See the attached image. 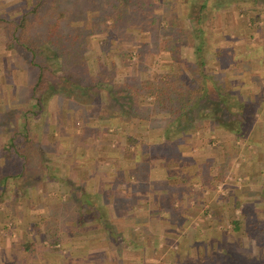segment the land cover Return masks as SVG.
I'll list each match as a JSON object with an SVG mask.
<instances>
[{"label":"rangeland","instance_id":"rangeland-1","mask_svg":"<svg viewBox=\"0 0 264 264\" xmlns=\"http://www.w3.org/2000/svg\"><path fill=\"white\" fill-rule=\"evenodd\" d=\"M22 1L27 0H0V14L6 13L9 16L18 14L22 7ZM102 1L105 2V0ZM190 1H192V4ZM200 1L202 0H129V2L128 0H123L121 3H124V11L134 10L135 18L128 20L127 17L129 13L128 15L125 14L127 15V17H124L126 19L118 21L115 27H110V21L105 19V28L108 29V31H102L103 29H100L91 34L92 38L88 39V51L85 52L89 72L91 74L97 72L102 62L100 71L109 73L112 70L111 73H113V76L109 78L110 86L112 85L110 87L112 88L110 94L114 95L119 103H123L125 99H128L126 102L130 103L131 97L124 86L125 81L127 83H134V81L139 80L147 74L163 72L170 68L177 71L175 63L171 61L170 56H172V54L181 58H191L193 56L190 44L195 42V38H193V35H190V27L187 28L188 30L184 28L185 25L182 19L191 11V5L196 6ZM258 1L254 6L249 4L243 7L241 4L231 2L228 4V7L219 5L218 8L214 9V1L208 0L206 8L213 9L211 19L207 17V13L205 12L198 23V26L205 32L207 41L203 46L201 52V54H203L202 56H213L210 55L211 49L207 53V50L211 47L227 50L220 52V54H222V56H230L226 61L229 67L235 65L233 64L235 62V56H248L246 54V51H248L247 39H251L250 42H252V39L259 35L258 28L256 31L254 23L258 16L257 14L262 12L264 6L258 5ZM77 2L80 3L81 1ZM106 2L107 4L104 3L103 6L107 7V11H110L108 8L109 0ZM62 4L64 5V0H62ZM90 6L94 5L90 4ZM112 10H116V8ZM96 15L99 14L95 11V15H91V17ZM152 15H155V20L151 26H148L147 24H149ZM135 25H137L136 28ZM7 27L6 25L0 24V184L6 182L5 184L8 185V188L12 187V189H9L12 190L13 196H15L14 193L24 196V192L27 190L25 186L28 181L38 182L39 180L41 181L40 176L46 175V177L48 176V180L53 182L54 180H61L63 177V180H66L65 177H69V179L71 177L75 179L81 178L83 182L87 180L86 176L88 174L85 173L87 171V169L85 171V168L87 167H89L90 170H98L99 180L108 181L110 175L107 174L108 171L106 168L110 170L111 166L113 164L117 165L120 159H123L124 163H122V165L125 166L126 159H129L122 156L123 147H125V137L135 134L138 138H141V133L145 134L147 127L140 123L141 120H136V122H134L130 119L129 121L126 120L123 122L122 118H117L115 112L118 113L119 110L125 111L126 107L122 105L119 109L120 106L113 104L107 99V102H103V92L101 90L95 91L94 103L81 104L80 106H73V108L67 105L64 109L60 108L61 98L60 100H56L55 95L41 94L40 91H37L33 93V97L40 98L42 105L41 107L39 105L38 108V106L34 105L33 98L30 97L33 83L32 79L34 76L27 67L26 56H28V52L16 45L10 48L5 47V36L10 32V28ZM100 28H102V26ZM38 34H40V30L37 28V24L34 20L30 21L27 26L26 35L21 40L29 43V38L37 36ZM100 39H106L108 42L106 43V47L108 46L106 52L108 55L106 56H101L100 54ZM132 43L133 45H131ZM249 44V47H251V43ZM118 51L130 52L129 60H127L129 61L128 63L124 60H120V58L116 56ZM111 65L113 68H111ZM235 66H241V64ZM215 67H217V65ZM71 74L73 78L78 76L75 72ZM92 76L95 77V75ZM262 76L263 75L258 77L260 81ZM94 77L91 79L89 78V81L87 79L80 80V84L92 82ZM226 83L227 82L224 81V85H226ZM67 89L70 92H80L71 82L68 84ZM60 93L63 94L62 92ZM106 95L107 94H105V97ZM136 104L141 106L144 104V101L140 103L136 102ZM60 109L61 111H59ZM195 110L198 111L199 108ZM113 114H115V116H113ZM137 115L143 118L148 117L150 125L157 127L162 126L163 120L161 117H167L161 115L149 116L148 110L143 108L137 110ZM109 119H111V121ZM167 120L168 118L165 120V127L161 129L168 127V130L170 126L174 127V125H170L169 122L167 123ZM22 122L25 124L28 142H24L20 145L19 134H14L16 139L13 137V141L18 150L25 153V155L27 154L25 172L21 177L14 176L13 174L7 178V172L12 173L13 169L18 167L20 161L11 155L12 153L10 154L8 150L11 149L8 145L9 136L12 134L11 132L13 130H17L18 133L22 131ZM196 127L198 128V125L194 126L192 129ZM192 129H190L189 132H191ZM173 130H175V127ZM83 134H85L84 139L80 137ZM214 138L216 137H212V133L210 137L206 138V143L208 145L213 144L206 154L211 155L213 158H215L214 154L220 151L218 149L216 152L214 146H222L221 143L215 141ZM208 139L212 141L208 142ZM70 141L75 145L72 146ZM251 143L252 141L246 144L241 139L238 141H227L226 147L229 152V158L221 165L225 169L233 160L231 168L225 174L222 171L224 175L222 174L220 178L218 176L217 180H210L208 182L209 184H206L209 191H214L216 194L215 207L216 205L218 206L216 208L209 206L207 212L211 214V218H213L214 215H216V217L220 215L219 217L222 219L219 222L224 228L222 229L224 234H218L208 241L211 244L210 248L220 241L219 243L225 247L237 250L240 249L243 253L247 254L246 256L253 255L254 258H257L258 252L256 246L258 245L255 241L248 239L246 231L252 229L244 226V219L250 218L252 221L254 220L264 224V203H262L260 197L257 200L259 193L255 185H246L243 181L244 178L240 176V170L243 171V168L247 167V164H249L248 162L252 159L250 152L254 150V146H252L253 143ZM110 144H114V146L110 148ZM174 146L176 147V145ZM174 146L168 148L166 145H163L165 152H167V154L171 153L170 156H172V158H175V156L172 155L175 152ZM235 146L238 147L235 148ZM92 148L96 149L98 153L94 156L92 155L91 164L86 156H82L81 152L83 150H91ZM223 148H225V146H223ZM35 150H37V152H35ZM75 151L80 152L81 155L78 153V157L73 156L72 158V152ZM239 151L242 153H239ZM102 156L104 158H102ZM218 157H221L220 153H218ZM230 157H232L231 160H229ZM141 158L144 160L146 159V161L150 160L147 153H145V156H141ZM74 159H76V164L72 163ZM236 160L240 162V164H238ZM219 161L220 160L217 162ZM105 162L108 163V165ZM79 165H82V167L80 168ZM37 166L40 167V174ZM44 171H46V173H42ZM77 171L78 173H76ZM121 173L115 171L111 175V180L115 184L120 182ZM34 175L36 178H33ZM54 183L53 186H55ZM23 187H25V189H23ZM54 191V187L52 189L40 188V190L36 191L39 194L37 195L38 197L33 196V198L38 200L40 195H44V192L53 196ZM127 191L131 192L129 189ZM141 191L142 193L140 194L144 195L146 190L142 187ZM78 193L79 189L77 188L76 194ZM127 195L128 194H126V197ZM228 196H230V198ZM165 200L166 198L161 197V201L166 202ZM51 201H54V199H51ZM75 204L74 202L71 204L70 201H67L66 205L64 203L65 206L63 205L61 208L57 207L55 211H53L52 216L45 214L43 217L38 216L36 221H33L34 225L38 226L42 231H45L47 227L59 225L60 222H62L63 225L67 222L70 223L66 215H74L76 213L78 205ZM122 206L123 208L125 207V205ZM164 206L166 205L164 204L162 208H164ZM162 208H158L156 213H164ZM181 208V206L174 208L177 214H179V212L181 213ZM96 209L102 208L96 206ZM33 211L34 210H31V212ZM98 212L100 213L99 210ZM138 212L140 213L141 211L139 210ZM63 217L67 219L61 220ZM232 218H237L241 221L240 231L234 232L230 230L231 225L229 220ZM25 226L27 227V223ZM219 227L220 229L222 228L221 226ZM25 239L26 238L22 239V237H17L15 242H9V245L12 247V245L14 246L15 244L21 247ZM170 242L171 240L164 241V243L167 244H170ZM164 243L161 242L163 247L154 248V251H156L154 255L159 260L158 264H179L180 261H178V259L182 260L179 255L183 254V250H181L182 252L180 250L177 251L176 254L172 251L166 253L167 246ZM43 244L47 245L46 241ZM46 250L50 252V256L56 253L53 252L56 249H49L48 247ZM211 256H215L213 259L214 263L220 262V253H213ZM246 256L243 259H239L231 252H226L223 255L222 263L243 264L242 262H244L250 264L253 259L247 263L244 261L248 260ZM53 258H55V256ZM205 258H202V263L200 264H209V257L206 256Z\"/></svg>","mask_w":264,"mask_h":264},{"label":"crops","instance_id":"crops-1","mask_svg":"<svg viewBox=\"0 0 264 264\" xmlns=\"http://www.w3.org/2000/svg\"><path fill=\"white\" fill-rule=\"evenodd\" d=\"M258 2V5L264 6V0ZM257 15L255 30L257 31L258 28V34L261 36L257 35L252 42L251 39H247L248 56H235L233 64H241V66L233 65V68L230 66L225 70L227 83L223 91L229 94L231 112L239 106L249 107L254 112L244 133L236 136L233 123L226 126L212 123L208 126L206 120L196 122L198 128L192 129L191 132L182 133L178 128L173 130L172 126L168 130V127L161 129L165 127L167 117H161L163 123L159 127L150 125L149 118L145 117L139 119L140 123L147 127L145 134L141 133V138L132 135L141 142L140 146L135 149L131 158L126 159L125 166L122 165L123 159H120L119 163L113 164L110 170L106 168L107 174L110 175L108 181L99 180L98 170H90L87 167L85 168L87 171L84 172L89 176L87 175V180L83 182L81 178L74 177L70 179L65 177L66 180H63L62 176L61 180H54V183L48 180V176L42 175L41 181L27 182L24 196L15 193L13 196L10 190L12 187L9 189L6 182L0 184V264H158L159 260L154 255L156 252L154 248L161 247V242L164 243L166 240H171L170 244L164 243L167 246L166 253L172 251L176 254L177 251L183 250V254L179 255L182 259H178L179 264H200L202 258L206 256L209 257V264H219L213 262L215 258L211 256L213 253L231 252L235 256L241 255L242 250L232 248L226 250L222 244L218 245L220 241L210 248L211 244L208 240L224 232L218 225L222 219L220 215L211 218V214L207 212L209 206L213 208L218 206L215 207L216 194L214 191H209L206 184L230 170L233 160L225 169L221 165L229 158L226 143L241 139L246 144L252 141L254 150L250 152L252 159L248 162V166L245 165L247 167H244L243 171L240 170V176L244 178L246 185L254 184L258 191L262 190L264 194V164L261 165L264 163V7ZM261 75L263 76L260 81L258 77ZM211 133L212 137H216L215 141H219L222 145L214 146L216 152L220 150L214 154L215 158L206 154L213 146L206 143V138L210 137ZM209 141L212 140L208 139ZM70 143L72 146L75 145L72 141ZM170 144L176 145L174 149L178 152V156L165 159L161 150L163 145L172 148ZM109 146L111 148L114 144ZM8 150L10 154L13 152L11 149ZM91 150H83L81 154L92 164V155H96L98 151L94 148ZM78 153L80 154L78 151L72 152L71 157H78ZM145 153L150 160L141 158ZM218 153L221 157H218ZM11 155L14 156V153ZM205 158L211 159L208 170L200 169L198 166ZM218 160L220 161L217 162ZM72 163L76 164V159ZM37 167L40 174V167ZM79 167L81 168L82 165ZM115 171L122 172L120 182L116 184L111 180V175ZM33 178L36 176L34 175ZM53 187L55 190L53 196L44 192L43 196L37 198L38 200L33 198V196L38 197L36 191L40 188ZM142 187L148 196L145 193L140 194ZM77 188L78 194H76ZM128 189L132 194L127 191ZM161 197L166 198V202L161 201ZM259 197L264 203V195L258 196L257 200ZM67 201L71 204L74 202L75 205L84 202L86 205L76 210L74 215H66L70 223L63 225L60 222L56 225L59 241L55 245L56 250L53 251L56 253H51L50 256V252L46 250L48 247L38 236L42 230L38 228V234L33 227V221H36L38 216L48 215L49 210L52 212L57 207L61 208ZM163 203L167 207L162 208ZM122 205L125 207L123 208ZM96 206L102 208L101 213ZM177 206L182 207L179 214L174 209ZM158 208H162L164 213H156ZM205 212L207 213L204 214ZM64 217L61 220L67 219ZM75 221L81 223L76 224ZM17 237L26 238L22 244L30 243L29 247H24L22 244L21 247L15 244L11 247L9 244L15 242ZM256 247L257 262L264 264V245Z\"/></svg>","mask_w":264,"mask_h":264},{"label":"trees","instance_id":"trees-1","mask_svg":"<svg viewBox=\"0 0 264 264\" xmlns=\"http://www.w3.org/2000/svg\"><path fill=\"white\" fill-rule=\"evenodd\" d=\"M77 1L81 2L78 3ZM106 1L108 0H105V2L102 0H64L63 5L62 0H27L22 1V7L18 14L13 16H9L6 13L0 14V24L10 28V32L5 36V47L10 48L16 45L28 52V56H26L27 67L34 76L30 94V97L33 98L34 105L38 106V108L39 105L40 107L42 105L39 97H33V93L37 91H40L41 94L55 95L56 100H60L61 98L60 108L64 109L67 105L73 108V106H80L81 104L94 103L95 91L101 90L103 92V102H107V99L113 104L120 106L119 109L122 105L126 107L125 111L119 110L118 113L115 112L117 118H122L123 122L126 120L129 121L130 119L136 122V120L142 119L143 117L137 115V110L143 108L148 110L149 116H167V123L169 122L170 125H174L182 133L196 126V122L200 123L205 120L208 122V126L210 124L212 125V123L223 124L225 126L233 123V131L236 136L244 133L248 127L250 116L253 115V109L239 106L234 112H231L229 94L223 91L225 90L224 81L227 80L225 70L229 67L226 61L230 56H222L220 54V52L227 50L211 47L207 50V53L211 49L210 55L213 56H202L203 54H201L203 46L207 41L205 32L198 26V23L205 12L207 13V17L211 19L213 9L206 8L208 0H202L196 6L191 5V11L182 19L185 25L184 28L187 29L190 27V35H193V38H195V42L190 44L193 56L191 58H181L171 53V61L175 63L177 71L170 68L163 72L147 74L139 80L134 81V83H127L125 81L124 86L131 97L130 103L126 102L128 99H125L123 103H119L115 96L110 94L112 89L110 87L112 85L110 86L109 78L113 76V73H111L112 70L109 73L101 72V62L100 69L94 74H91L86 62L85 52L88 51V39L92 38L91 34L100 29H103L102 31H108L105 28V19L110 21V27H115L118 21L126 19L124 17H127L128 13V20L135 18L134 10L124 11V3H121L123 0H109L108 8L110 11H107V7L103 6L104 3L107 4ZM213 1V8L216 9L219 5L228 7V4L231 2L241 4L243 7L249 4L254 6L258 0ZM190 3L192 4V1ZM90 4L94 6H90ZM115 8L116 10H112ZM95 11L99 15L91 17V15H95ZM33 20L37 24L40 34L30 37L29 43L23 42L21 39L26 35L29 22ZM154 20L155 15H152L147 25L151 26ZM101 26L102 28H100ZM136 27L137 25H135ZM100 40V54L101 56H106L108 55L106 54L108 49L106 43L108 42L106 39ZM116 56L120 60L128 63L129 61L127 60H129L130 52L118 51ZM216 65L217 67H215ZM111 68H113L112 65ZM72 72L77 73L78 76L73 78ZM92 75H95V77ZM93 77L92 82L80 84V80H88ZM70 82L80 92H70L67 89ZM105 94H107L106 97ZM142 101H144V104L141 106L136 104V102L140 103ZM196 108H199V110H195ZM21 130L20 133L17 130H13L9 136L8 145L13 150L12 153H14L16 159L20 161L18 167H15L16 169L14 168L12 173L7 172V178L13 174L14 176L21 177L25 172L24 166L27 155L18 150L13 141V137L19 134L20 145L28 142L24 122H22ZM84 135L80 137L84 139ZM140 143L132 136L127 135L124 140L125 147H123L122 156L131 158L134 150L140 146ZM170 145L174 146L172 144ZM161 154L163 158L171 159V156H168L171 153L167 154L164 149L161 150ZM172 155L178 156V152L175 150ZM210 164L211 159L205 158L202 164L198 166L200 169L208 170ZM217 178L215 177L214 179L217 180ZM258 193V196L264 195L262 190L258 191ZM83 205L86 204L80 202L77 209L80 210ZM98 210L100 213L102 212V209ZM52 214L53 211H49L48 216H52ZM244 220V226L252 229L246 231L248 239L255 241L258 246L264 245V224L254 220L252 221L250 218ZM74 223L78 224L81 222L75 221ZM229 223L231 225V231H240V220L232 218L229 220ZM218 225L224 229L220 222ZM33 227H35L39 234L38 226L33 225ZM56 232L57 226L53 225L47 227L45 231H42L43 234L40 233L38 236L41 241H46L47 247L55 249V245L59 241ZM29 245L30 243L25 244L24 247H29ZM224 248L227 250L229 247ZM223 255L221 254L219 263H222ZM246 255L243 253L237 257L243 259ZM246 257L248 260L244 261L247 263L253 259L250 264H259L257 258H254L253 255ZM242 263L246 264L244 262Z\"/></svg>","mask_w":264,"mask_h":264}]
</instances>
